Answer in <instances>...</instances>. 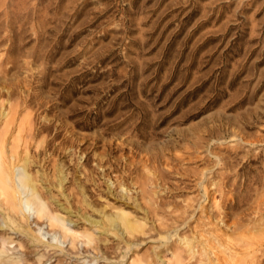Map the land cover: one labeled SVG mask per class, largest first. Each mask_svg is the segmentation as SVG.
I'll return each instance as SVG.
<instances>
[{
    "label": "rangeland",
    "instance_id": "rangeland-1",
    "mask_svg": "<svg viewBox=\"0 0 264 264\" xmlns=\"http://www.w3.org/2000/svg\"><path fill=\"white\" fill-rule=\"evenodd\" d=\"M11 107L50 207L79 229L82 214L145 223L96 228L74 254L31 212L43 244L0 227L30 264H174L198 221H264V0H0V131Z\"/></svg>",
    "mask_w": 264,
    "mask_h": 264
},
{
    "label": "bare ground",
    "instance_id": "bare-ground-1",
    "mask_svg": "<svg viewBox=\"0 0 264 264\" xmlns=\"http://www.w3.org/2000/svg\"><path fill=\"white\" fill-rule=\"evenodd\" d=\"M5 116H7L6 126L4 130L0 131V221H2L0 227L5 225L12 228L14 226L27 233L29 236L27 241H36L43 244L44 235L39 232L40 228L37 230L36 235L26 229L32 212L37 221L45 219L49 229L59 234L61 240L56 236L52 239L55 245L58 246V244L61 245L68 241L66 250L74 254L79 253V243H85L88 246L94 242L96 240L95 229L104 225L113 227L116 232L121 231V234L125 233V235L143 232L145 223L131 220L130 216L128 217L124 211H117L114 215H108L107 217L104 215L105 218L101 217L102 220L101 218H93L91 214H82V218L88 226L84 225L81 227L82 229H79L77 225H71L70 223L74 221L50 207L49 199L59 206L60 201L52 195L46 197L42 192L41 174H38L37 170L35 173L30 171V165L34 162L28 155V143L33 140L30 118L28 116L16 117V110L12 107ZM18 156L21 157L16 161ZM64 181L63 176H58L55 185L61 190L63 196H65L63 192ZM61 209L69 211L66 207H61ZM250 210L252 211L249 214L247 213V217H243L244 212L242 216L238 214V218L234 219L231 224L225 225L226 227L223 230L218 228L219 226L215 222L204 220L202 222L198 221L192 226L195 237H179L180 243L182 242L181 245L184 244L183 247L187 248L188 257L194 260H192V264L257 263L259 256L264 255V249L260 248L262 241H264V221L256 217L259 213L257 208L254 207ZM257 220L258 222H256ZM188 221L185 223H188ZM168 225L164 226L163 232ZM171 230L168 233L169 236H172L170 234ZM104 231H110V229ZM243 232H246V234L248 232L251 235H245ZM249 232H254V234ZM2 236L4 237H0V264H30L28 253L22 249L24 243L17 245V248L21 249L18 255L8 254L7 251L12 250L9 245L14 242V239L7 237L5 234ZM183 247L180 251L177 246V251L173 252V257L176 259L174 264H191L189 262L191 260L184 261L183 253L181 254ZM61 250L63 251V248ZM45 252L38 254L31 264H44L46 261L43 258H46L45 255L47 256V253L44 254ZM171 263L169 260L166 264Z\"/></svg>",
    "mask_w": 264,
    "mask_h": 264
}]
</instances>
